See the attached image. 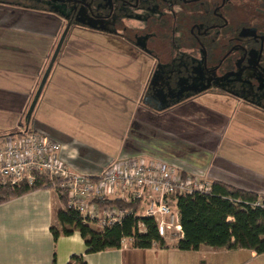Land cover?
<instances>
[{
	"label": "crops",
	"instance_id": "obj_1",
	"mask_svg": "<svg viewBox=\"0 0 264 264\" xmlns=\"http://www.w3.org/2000/svg\"><path fill=\"white\" fill-rule=\"evenodd\" d=\"M39 11L0 3V140L25 130L43 132L62 144V158L72 170L90 177L115 159H143L264 194V164L256 172L220 155L229 118L198 101L210 94L222 100V93L163 92L138 60L86 54L70 38L56 54L67 29L56 15ZM76 29L86 27L70 34ZM124 62L133 63L132 69ZM149 86L151 97L142 102ZM61 209L50 189L1 204L0 264H68L74 256L87 264H264V255L248 250L180 251L182 232L162 248L125 244L88 254L78 231L55 238L52 227L60 231Z\"/></svg>",
	"mask_w": 264,
	"mask_h": 264
},
{
	"label": "trees",
	"instance_id": "obj_2",
	"mask_svg": "<svg viewBox=\"0 0 264 264\" xmlns=\"http://www.w3.org/2000/svg\"><path fill=\"white\" fill-rule=\"evenodd\" d=\"M101 1L103 4L106 2V0ZM226 1V6L222 12H219L229 22V25L224 26V22L214 13L218 0H209L189 7L186 6L184 0H149L148 7L160 8V13L150 20L151 27L159 21L153 29L159 30L162 38L170 41L175 38L178 44H191L190 51H194L192 53L194 55L197 53L195 49L199 46L198 43L203 44L208 53L209 64L219 52L224 53L236 42L240 43L250 51L249 59H253L257 68L264 72V19L255 10L242 13L239 10L240 7L237 6V0ZM256 1L258 10L263 13L264 0ZM219 2L221 5L222 0ZM166 7L168 9H164ZM163 13H166L168 17L158 18ZM217 25L222 27L215 28L214 26ZM75 27V24L71 26L69 35ZM198 28L202 33L207 31V34L198 36ZM247 30L252 32L251 36L245 35ZM242 55L243 52L239 56ZM236 60L237 57L235 60L230 59L225 64V69L236 70ZM193 62V67L198 65L196 61L193 60ZM201 71L202 68L195 76H199ZM228 75L225 74L226 77ZM262 87H264V82L259 78H242L237 82V89L242 92L243 102L261 109L264 113V89ZM201 92L228 94L227 90L214 82L201 89ZM92 178L97 180V176ZM35 179L33 185L0 184V205L33 191L54 190L63 206V209L56 212V222L59 224L60 231L55 226L52 227L55 238L61 235L69 236L78 231L86 242L88 254L120 249L125 244L133 249L162 248L168 244V239L159 233L157 221L154 218L142 216L145 207L139 202L98 199L96 202L101 206L126 207L134 213L126 215L119 224L103 229L96 228L92 223H85L79 211L69 208L67 193L61 189L60 181H51L48 177L39 174ZM170 200L175 203V212L178 215L183 235L176 242V247L180 251H199L202 247H208L214 251L248 250L258 256L264 255V198L258 191L245 190L224 182L213 181L210 193L179 195ZM139 224L143 226L142 231H140ZM53 264L57 263L54 261ZM68 264L87 263L83 257L74 256Z\"/></svg>",
	"mask_w": 264,
	"mask_h": 264
},
{
	"label": "built area",
	"instance_id": "obj_3",
	"mask_svg": "<svg viewBox=\"0 0 264 264\" xmlns=\"http://www.w3.org/2000/svg\"><path fill=\"white\" fill-rule=\"evenodd\" d=\"M62 150V144L39 131L25 130L4 137L0 140V184L33 185L37 174L60 181L69 208L79 211L85 223L101 229L121 223L134 212L126 207L101 206L98 199L139 202L145 207L142 216L154 218L160 235L170 240L182 232L170 198L211 190L208 176L185 175L161 161L132 158L113 160L94 180L72 170L63 160ZM139 228L142 231V224Z\"/></svg>",
	"mask_w": 264,
	"mask_h": 264
},
{
	"label": "rangeland",
	"instance_id": "obj_4",
	"mask_svg": "<svg viewBox=\"0 0 264 264\" xmlns=\"http://www.w3.org/2000/svg\"><path fill=\"white\" fill-rule=\"evenodd\" d=\"M47 1L51 3L57 2L58 0H0V2L3 3L2 5L24 8L27 11H38L39 8L50 9L51 6ZM236 3L237 6L240 7L239 10L242 13H244V11L249 12L255 10L258 14L260 13L259 15L264 19V12L261 13L258 10V3L256 0H237ZM72 7H74V5H72ZM133 15L134 17L127 21V28L130 30H143L147 25L144 17H146L148 13L146 11H139L136 14L133 13ZM135 15H138V17L135 18ZM88 20L90 21L86 22L89 23V25H86L83 23L85 21L77 19L78 26L86 27L84 31H78L79 29H76L77 32H73L68 37H66L68 31H64L59 39L56 54H59L60 50L64 47L65 39L70 38V44L73 42L77 45H72V47L82 49L86 54L100 57L110 56L114 60L125 57L130 60H138L139 66H143L145 73L147 74V72H150L153 85L158 84V86H160L167 82L165 73L167 70H170V67H165L160 61L149 55L150 50L147 48L146 41L142 36H138V34L127 36L128 34L125 30L119 31L113 30V28L110 29L111 24L109 21L94 20L93 18H88ZM58 22L60 25L63 23V26L65 24L62 20ZM60 28L61 26L59 29ZM104 31H108L110 34ZM111 33L114 35H111ZM115 57L118 58L115 59ZM142 60L143 62H141ZM123 64L127 66L130 64L129 70L133 67V63L130 62H124ZM134 67H136L134 69H138V66ZM199 80L200 79L196 81V86L199 85ZM181 85H184V83ZM195 89H197V87H195ZM262 89H264V87H262ZM177 90L178 92L174 94L183 95V93H185L184 91L187 89L182 87ZM152 91L153 87L149 86L143 95L142 102H148ZM185 95L187 96L189 93ZM219 97H222V100H217L210 94L209 97L199 99L200 101L198 102L212 109H219V112L223 111L225 116L229 118V127L221 145L223 148L221 147L220 155L223 157L224 154H228L232 162L250 168L253 171L260 172L258 166L264 164V162L262 164L258 163L259 161H264V113L261 109L244 103L242 92L239 90H230L228 94H220ZM244 152L249 154H242ZM262 155L263 159L260 157ZM261 197L264 198V194H262ZM170 205L172 209H174L175 203L173 201ZM56 226L59 227L58 222H56ZM94 226L99 228L97 225ZM174 236L175 237L171 238L176 239V234H174Z\"/></svg>",
	"mask_w": 264,
	"mask_h": 264
},
{
	"label": "flooded vegetation",
	"instance_id": "obj_5",
	"mask_svg": "<svg viewBox=\"0 0 264 264\" xmlns=\"http://www.w3.org/2000/svg\"><path fill=\"white\" fill-rule=\"evenodd\" d=\"M206 1L209 0H184V3L189 7L191 5L204 3ZM57 2H48L51 6L50 9L39 8L38 10L46 12V15H56L55 17L58 21H64V28L68 31L67 35H69V30L73 24L78 27L77 19L83 20L85 21L83 22L84 24L89 25V23L86 21H90L88 18H93L94 20L109 21L111 24L110 29L113 28V30L119 31L125 30L128 34L127 36L134 34L142 36L146 41L147 48L150 50V52L148 51L150 53L149 55L160 61L165 67H170V70H167L165 73L167 76V82L159 86L163 92L169 90L173 93H176L178 92L177 89L182 87L186 89L197 87V89L200 90L210 86L212 82H214L218 86L227 90L229 93L230 90H238L237 82L242 80V78H259L264 82V72L257 68L253 59H249L250 51H248L240 43L236 42L224 53L219 52L217 57L209 64L208 53L203 44L198 43L199 46L195 49L197 53L194 55L192 54L194 51H190L192 47L191 44H178L176 43L175 38H172L173 40L171 41L162 38V36L159 34V30L153 29L154 25L158 24L159 21H156L152 27L150 23V20L160 13V8L148 7L150 3L149 0H106L104 4L101 0H58ZM226 4V0H222L221 5L218 0L217 5L214 7L215 15H217L219 19L224 22V26L229 25V22L227 18L219 12H222ZM72 5H74V7H72ZM200 8L203 9V7ZM164 9L168 8L166 7ZM132 10L134 14L138 13L139 11H146L148 13V15L144 17L147 25L143 30H130L127 28L128 19L134 17ZM137 17L138 15H135V18ZM162 17L165 18L168 16H166V13H163L158 18L161 19ZM214 27L220 28L222 26L217 25ZM107 33L110 34L108 31ZM197 34L198 36L207 34V31L202 33L198 28ZM251 34L252 32L250 30L245 31L246 36H251ZM111 35L114 34L111 33ZM222 46L225 47V45ZM241 52H243V55L239 56ZM236 57V70H226L225 64L230 59L235 60ZM193 60L196 61L198 65L193 67ZM201 68L202 71L200 72V75L195 76V74L198 73ZM225 74L229 75L226 77ZM198 79H200V82L198 83L199 85L196 86V81ZM182 83H184V85H181Z\"/></svg>",
	"mask_w": 264,
	"mask_h": 264
}]
</instances>
